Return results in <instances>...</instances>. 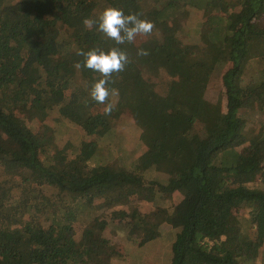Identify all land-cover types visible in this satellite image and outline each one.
I'll use <instances>...</instances> for the list:
<instances>
[{
  "label": "trees",
  "instance_id": "obj_1",
  "mask_svg": "<svg viewBox=\"0 0 264 264\" xmlns=\"http://www.w3.org/2000/svg\"><path fill=\"white\" fill-rule=\"evenodd\" d=\"M109 6L152 35L116 45L85 27ZM112 47L130 62L105 114L100 75L75 64ZM218 74L222 105L205 96ZM125 115L143 153L107 161ZM48 116L79 141L57 146ZM163 226L169 264H264V0H0V264L124 262L106 233L141 244Z\"/></svg>",
  "mask_w": 264,
  "mask_h": 264
},
{
  "label": "rangeland",
  "instance_id": "obj_2",
  "mask_svg": "<svg viewBox=\"0 0 264 264\" xmlns=\"http://www.w3.org/2000/svg\"><path fill=\"white\" fill-rule=\"evenodd\" d=\"M219 74L212 80L211 84L213 88L206 90L205 96L213 104H223V96L219 89V83L217 84ZM54 117V115H52ZM256 119V118H254ZM259 119V118H257ZM47 122L51 127L55 129V141L56 145L61 147L67 140L73 143H77L80 139L81 129L74 120H63L61 122H54L52 117L48 116ZM136 124L130 118L125 115L118 121L112 133L108 135L107 139H104L101 146L102 158H106L107 161L117 162L118 160H124L130 162L133 158L143 153L144 147L141 145V141L138 136ZM249 131H253V126L248 128ZM194 130L198 132L196 136L202 138L204 131L202 124L196 122L194 124ZM194 144V143H193ZM176 201V197L172 198ZM119 208L115 209L118 210ZM80 217L79 221H87L91 217L88 212ZM92 214V213H90ZM174 230L169 226H163L159 235L145 243L139 244L138 241L129 240L126 236L119 233H106L113 238L122 250H124V262H116L115 264H169L170 259V241L173 238Z\"/></svg>",
  "mask_w": 264,
  "mask_h": 264
},
{
  "label": "clouds",
  "instance_id": "obj_3",
  "mask_svg": "<svg viewBox=\"0 0 264 264\" xmlns=\"http://www.w3.org/2000/svg\"><path fill=\"white\" fill-rule=\"evenodd\" d=\"M85 27L89 30L95 27L97 32L111 39L116 45L133 43L136 38L151 36L155 25L146 19H141L136 13L125 14L124 10L118 7L109 6L98 17V20L85 19ZM84 57L83 63L77 62V69L86 68L100 75V79L94 83L90 90L91 99L105 105V114H110L114 105L110 97L117 95L115 88H109V83H114L113 74L121 73L128 65L127 53L118 47H112L108 51L101 49L81 50L77 53ZM145 49H139L138 56L148 55Z\"/></svg>",
  "mask_w": 264,
  "mask_h": 264
}]
</instances>
